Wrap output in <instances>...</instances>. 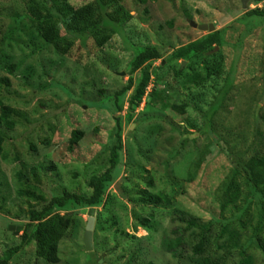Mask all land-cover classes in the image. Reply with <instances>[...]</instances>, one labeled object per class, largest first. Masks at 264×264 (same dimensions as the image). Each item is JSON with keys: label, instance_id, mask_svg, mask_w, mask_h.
<instances>
[{"label": "rangeland", "instance_id": "1", "mask_svg": "<svg viewBox=\"0 0 264 264\" xmlns=\"http://www.w3.org/2000/svg\"><path fill=\"white\" fill-rule=\"evenodd\" d=\"M92 1L34 0L41 7L54 6L56 14L63 18L65 26L57 28L53 44L60 55L51 47L35 50V46H40L31 42L26 32L10 34L15 28L8 22L6 33L10 40L5 39L1 49L0 80L8 77L11 95H4L0 89V98H8L4 102L26 114L35 125L18 126L6 134L10 140L4 146L6 160L0 159V183H7L9 190L0 191V201L7 200L4 212H0V254L19 244V237L27 224L16 218L19 210L26 209V206L25 201L15 198L14 174L24 169L23 172L30 177L29 170L36 169L46 199L51 194H62L65 189L86 193L87 179L107 167L105 148L118 116L123 157L107 193L126 205V211L118 212L123 221L119 229L135 236L137 241L133 246L128 243L129 248L116 246L114 227L98 234L97 248L94 249L92 242V251L83 254L82 236L87 216L76 215L78 220L72 230L59 243V264H197L191 253L196 244L195 237L200 232L197 228H203L213 218L219 219L216 202L219 195L217 197L215 193H220L217 188L223 186L229 175L230 164L226 155H240L242 160H247L261 149L264 142V17L246 22L252 32L244 39L241 52L236 53L240 59L235 57L236 51L231 48L236 45L243 27L234 21L248 11L264 9V0L245 1L244 9L242 0H145L144 4V0L141 3L139 0H125L124 9L132 20L123 30L112 24L106 25L109 29L112 27L115 34L103 46H99L97 37L82 42L67 32L84 33L76 10ZM147 10L148 15H144ZM170 21L171 29L166 25ZM231 23L234 30L222 32L224 45L215 51L222 58L221 74L198 89L196 93L201 92V99L191 102L196 110H188L189 120L195 121L197 127L207 123L208 107L219 97V91H223L233 64L234 83H228L232 88L211 121L212 132L202 134L189 130L169 110L149 104L148 93L155 86L167 91V104L189 101L190 92L182 87L185 85L183 81H174V72L178 68L184 71L188 62L170 59L171 53L209 33L198 30V26L212 25V32H216ZM142 44L156 48L161 59L143 67L150 75V82L129 121L128 98L131 92L122 99L121 114L112 99L129 78L135 80L138 77L139 72L130 76L128 71L135 56L134 46ZM66 52L69 53L64 55ZM6 63L17 65V76L11 77L5 72ZM184 74L189 73L186 70ZM61 89H67L74 100L69 101ZM191 92L195 93L194 90ZM104 96H108L107 101ZM76 130L84 137L74 152L69 153L68 141ZM184 139L187 141L181 149ZM47 140L49 145L46 146L44 142ZM173 151L176 152L171 160L168 157ZM197 162L198 174L191 184L185 183L184 174L189 168L194 170ZM47 164L54 165L56 170L44 171L42 167ZM47 173L48 179H44ZM74 173L76 179L72 177ZM149 179L154 181L153 192L165 191L169 197L172 194L169 179L176 181L177 187L184 188V196L174 195L172 208L187 213L182 215L164 205L157 206V225L151 234L140 227L133 231L131 217V212L136 209L131 203L133 190L142 189ZM191 220L195 221V228L188 225ZM8 227L12 230L9 231ZM174 231L182 238L183 245L169 253L167 241L174 238ZM221 234L218 226L212 228L205 252L214 261L220 264H264L261 252L247 242L248 233L241 234L237 241H230L227 235ZM34 254V245L29 244L9 264H44L35 260ZM121 256V262L114 263Z\"/></svg>", "mask_w": 264, "mask_h": 264}, {"label": "trees", "instance_id": "2", "mask_svg": "<svg viewBox=\"0 0 264 264\" xmlns=\"http://www.w3.org/2000/svg\"><path fill=\"white\" fill-rule=\"evenodd\" d=\"M62 1L63 3H67L69 0ZM142 1L139 0L140 3ZM145 2L144 0L143 4ZM124 3L125 0H93L76 10V15L84 28V33H77V31L71 30L67 32L79 38L82 42L91 37H97L100 40L97 41L99 46H103L115 34L112 27L109 29L106 25L109 26L112 24L123 30L128 22L132 20V17L124 9ZM1 6L4 8H0V53L5 39L10 40V35L6 33V29L10 25V23L8 25V22H11V26L15 28L10 34L26 32L25 34H27L30 41H34L36 42L35 44L40 46H35V50L49 49L50 47L55 50L53 44L55 43L57 28L60 25L63 26L64 21L59 14H56L54 6L49 8L41 7L34 0H0ZM107 10H111V13H106ZM148 13L149 11L147 10L144 12V15H148ZM262 17H264V9H255L246 12L245 15L234 21L237 25H243L236 39V45L231 46L236 51L235 57H240L236 53L241 52L244 39L252 32L246 26V22L249 23L253 19L259 20ZM166 25L171 29L173 26L172 21L167 22ZM232 26L233 23L223 30L207 33L195 42L175 49L171 53L170 59L188 62L184 71L178 68L174 72V81H183L185 85H182V87L190 92L188 95L190 98L189 101L187 100L183 104H167L166 100L168 97L165 96L167 91L160 89L159 86H155L148 93L149 104L156 105L159 108L164 107L169 110L180 118L189 130H197L202 134L212 132L211 121L218 112V109L226 102L227 94L232 88V85H228V83H234L235 70L233 69V64L231 74L227 77V83L224 85L223 91H219V97L213 99V103L208 107L209 115L207 123L201 128L199 126L197 127L195 121L192 122L189 120L188 110H196L191 102L201 99V92L196 93L198 89L201 90L205 84H208L212 79L221 74L222 58H219L215 51L217 47L220 48L224 45L222 32L234 30ZM134 49L135 56L129 63L130 69L128 74L132 76L134 73L139 72L138 77L135 80L132 77L129 78L127 83L119 91L114 93L112 99L117 112L121 114L123 110L122 99L126 97L129 91L131 92L128 98L127 120L129 121L131 120V114L140 106L150 82V75L143 67L161 59L159 51L154 47L142 44L135 45ZM60 53L57 52L56 54L60 55ZM68 53L66 52L64 55ZM186 70L189 74H184ZM5 72L9 76L15 77L18 75V67L14 63H6ZM9 88L10 80L8 77L2 78L0 80V89H2L4 95H11ZM57 88L59 89V87ZM61 90L66 94L69 101L74 100V97L67 89ZM191 90H194L195 93H192ZM99 94L104 95L103 92H99ZM104 99L107 101L108 96ZM6 100H8L6 97L0 98V159L3 160H6L4 146L10 140L6 134L14 131L18 126L35 125L32 121H29L26 114L5 103ZM119 119L120 117H115L114 132L109 144L105 148V153H107L105 163L107 167L102 172L93 174L87 179L85 184L87 189L86 193H77L76 191H67L65 189L62 194H51L46 199L44 189L40 186L36 169L29 170L30 177L23 172L24 169L18 170L14 174L16 180L14 190L15 198L25 201L23 204L26 206V209L19 210L16 218L23 219L27 224L24 226L23 234L19 237V244L15 247L8 248L0 254V264H9L29 244L34 245L35 260L40 263L44 262V264H59V243L72 230L75 220H78V216H67V214L82 209H96L93 231L94 249L97 248L95 242L98 240V234L106 231L109 232L114 227L116 228L114 233L116 246L122 245L129 248L128 243L132 246L134 245L133 242L137 241L135 236L129 235L124 230L119 229L123 221H121L118 212L126 211V205L122 202H117L116 198L107 193L111 184L116 179L115 169L118 166L121 167L122 164V128ZM83 137L84 134L80 131L76 130L71 133L67 147L69 153L74 152ZM185 141L187 139L182 141L181 149L184 148ZM44 144L46 146L49 145L48 140ZM175 152L173 151L168 158L172 160ZM226 156L230 164L229 175L224 179L223 186L217 188V192L220 193H215L217 197L219 195L218 199H216L219 219L213 218L203 228H197L200 232L197 233L195 237L196 244L191 249L192 258L197 264H220L214 261L212 256H207L205 253L212 228L218 226L220 234L222 233L221 235L223 236L227 235L230 241H237L242 237L241 234L248 233L249 238L247 242L261 252L264 262V142L261 149L251 154L247 160H242L243 156L240 155ZM195 164L194 170L189 168L187 173L184 174L185 183L191 184L193 178L198 174L196 172L199 169V162ZM42 169L44 171H55L56 167L52 164H47ZM72 177L77 178L75 173ZM44 179H48V173L44 176ZM1 180L5 179L1 177ZM169 182L172 186L171 197L165 191L153 192V179L145 181L142 189H138V191L133 190V200L131 203L136 207L135 211L131 212L134 223L133 231L136 232V228L140 227L147 233H154L155 230L153 228L157 225V206L164 205L165 207L172 208L175 205L174 195L184 196L186 194L184 188L177 187L175 184L176 181L169 179ZM4 189L9 190V185L1 182L0 191ZM6 201V199H1L0 201L1 213L4 212ZM32 202L35 204L33 205ZM98 209H101V211ZM172 209L182 215L187 214L176 208ZM125 220L127 221L128 218L126 217ZM188 222L189 226L195 228L194 220ZM173 236V239L167 241L166 250L169 253L176 251L183 245V240L178 236L177 232L174 231ZM100 245L101 243H99ZM81 249L82 253L85 254L86 251L83 245ZM94 257L96 256L94 255ZM122 258L123 256L114 261V263L121 262ZM145 264L154 263L150 262Z\"/></svg>", "mask_w": 264, "mask_h": 264}, {"label": "water", "instance_id": "3", "mask_svg": "<svg viewBox=\"0 0 264 264\" xmlns=\"http://www.w3.org/2000/svg\"><path fill=\"white\" fill-rule=\"evenodd\" d=\"M245 1L248 0H242V8H245ZM255 2H260L262 0H253ZM195 27V26H194ZM198 30L200 31H208L211 33L213 31V26L212 25H200L198 26ZM72 215H86L87 216V221L86 225L84 228V233L82 236V244L84 247V250L88 253L92 251V242H93V231H94V226H95V216H96V209H82L80 211H74V212H69L67 216H72ZM8 230L11 231V227H8Z\"/></svg>", "mask_w": 264, "mask_h": 264}]
</instances>
